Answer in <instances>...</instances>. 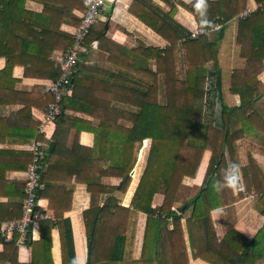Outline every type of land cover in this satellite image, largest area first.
Masks as SVG:
<instances>
[{
  "label": "crops",
  "instance_id": "1",
  "mask_svg": "<svg viewBox=\"0 0 264 264\" xmlns=\"http://www.w3.org/2000/svg\"><path fill=\"white\" fill-rule=\"evenodd\" d=\"M193 1L195 0H105L100 20L87 36L92 41L86 44L85 40V51L79 56L81 65L77 75L81 79L76 85L72 83L64 97L65 104L63 98L57 116L59 121L55 119L47 122L48 108L54 101L53 95L47 92L48 85L53 83L49 80V64L55 69L60 68L64 54L72 46L64 50L58 46L63 44L64 35L71 36L74 40V32L81 25V16L87 11L89 1L26 0L23 11L29 22L25 28L31 32L30 41H36V45L40 46L41 58L39 61H32L30 58L37 57L34 54L18 58L9 76L16 83L12 87L8 83V99L0 98L3 102L17 104L0 107V120L13 124L15 128H26L37 123L42 140H23L15 142L17 144L0 145V228L20 220L23 216L27 170L31 164L30 162L27 165V161L33 143L42 145L46 164L41 179L42 188L39 191L36 217L30 226L27 240L21 243L17 232L0 233V264H87L89 250L84 213L96 206L105 207L110 199L115 200L118 207H130L146 167L151 141L143 142L132 170L136 179H131L125 190L119 189L122 184L119 178H102L99 183H95L93 179L97 152L93 133L99 128L100 121L107 118L105 111L109 109L105 101L107 86L104 84L108 80L107 75L118 74L120 71L127 73L124 68L131 61L128 52L135 51L141 45L163 50L169 45L168 41H177L181 45L187 38H193V33L197 30H205L204 25L198 24L195 17L182 6L183 3L188 5ZM209 1L214 4L218 0ZM260 7L254 0H247L244 14L232 18L224 26L222 40H218L221 25L216 24L207 32L209 41L217 43L220 68L219 88L213 89L205 97V103L213 108L214 120H210L215 125H221V114L225 107L231 109L241 105L240 96L231 93L233 77L236 93H240L241 73L246 67V60L241 56V47L237 44L239 20L249 17ZM173 9H176L175 12ZM213 13H217L216 9H213ZM146 22L156 27L162 26L160 29L164 38ZM45 29H51L52 33L47 34L48 30ZM102 31L105 37L98 40ZM44 33L47 34L45 39L41 37ZM42 39L43 44H40ZM50 43L55 51L51 50L53 52L49 60L43 61L42 57L46 58L50 51ZM6 64V58L0 56V71L5 69ZM25 65L29 66L30 78L25 77ZM148 66L150 71L155 72L154 60H149ZM258 82V89L261 91L264 89V70L258 76ZM48 94L53 100L47 106L44 95ZM17 99L31 104L30 113L24 117H13L25 105L16 102ZM120 105L124 107L126 102L122 101ZM101 107H104L103 111ZM251 108L255 115V129H251L250 136L236 144L241 165L240 187L227 189L225 194V200L231 201L234 198L235 201L231 205L213 210L210 214L213 231L211 243L214 248L212 255L217 254L214 259L220 264H264V234L258 235L264 227V96L254 102ZM119 124L131 127L126 121L121 120ZM15 131L16 129L10 128L5 134L15 135ZM253 136L257 139L252 138ZM52 147L54 150L51 154ZM249 155L260 172L253 168L245 179L242 169L248 167ZM210 156L206 152L195 178L184 181L183 194H191L187 199L196 195L201 188ZM256 189L259 193H256ZM239 192L242 198H239ZM184 199L186 198L183 195L181 200ZM163 202L162 192L155 194L152 202L153 216L158 215ZM180 203L181 201L176 204L174 211ZM181 216L188 264H210L193 258L186 232V220L190 218L191 211L182 212ZM146 220L147 215L140 213L132 262H138L141 258ZM168 228L173 229L172 219H169ZM70 235L71 243L67 240ZM254 239L255 244L249 246ZM96 259L100 261L99 258ZM96 259H93V264Z\"/></svg>",
  "mask_w": 264,
  "mask_h": 264
},
{
  "label": "trees",
  "instance_id": "2",
  "mask_svg": "<svg viewBox=\"0 0 264 264\" xmlns=\"http://www.w3.org/2000/svg\"><path fill=\"white\" fill-rule=\"evenodd\" d=\"M254 1L261 7L249 17L239 20L237 44L241 47L246 67L241 73L240 93H236L234 77L231 93L240 96L241 105L231 109L225 107L221 114V125L202 122L205 97L213 89L219 88L220 84L217 43L209 41L207 32L216 24L221 25L218 40H222L224 26L232 18L244 14L247 0H218L214 4L209 0H195L188 5L183 3L182 6L195 17L196 22L204 25V34L196 38L189 37L181 45L177 41H168L169 45L163 50L141 45L135 51H127L131 59L129 66L124 68L127 73L120 71L118 74L107 75L106 84L101 83L107 86L105 101L109 109L105 111L107 118L100 121L99 128L93 133L97 152L95 183H99L102 178H119L122 180L119 189L125 190L143 142L150 140L151 145L145 170L130 207H118L116 201L110 199L105 207L96 206L84 213L89 250L87 264H93L96 258L100 261L96 259L95 264H188L185 233L181 223V214L187 210L191 211L190 218L186 220V232L193 258L220 264L215 260L217 254L212 255L214 248L211 243L213 231L210 214L213 210L233 204L235 199L225 200L227 189L221 191L213 185L228 166V160L241 166L236 144L250 136L249 131L254 128L255 121L251 105L264 96V89H258V76L264 70V0ZM25 2L0 0V56L7 60L5 69L0 71V98L8 99V87L16 83L9 76L20 56L34 54L37 57L30 58L32 61L41 58L40 46L36 45V41H30L31 32L25 28L29 22L23 11ZM213 9H216V14H212ZM60 12L64 15L63 11ZM146 24L164 38L160 29L162 26L156 27L149 22ZM47 30V34L52 33L51 29ZM46 33L41 35L43 39ZM64 37L63 44L58 46L62 50L74 45L73 37ZM104 37L102 31L97 39ZM43 39L40 44H43ZM91 41L87 38L86 44ZM48 47L50 51L46 58L42 57L43 61L49 60L55 51L52 43ZM149 60L155 61V72L148 69ZM80 65L78 60L77 68ZM49 67V80L55 82L61 70L55 69L52 64ZM24 68L25 77L30 78L29 66L25 65ZM77 74L72 76L75 85L81 79ZM209 81H213L211 86ZM44 97V103L48 106L53 99L49 94ZM15 101L25 105L13 117H24L30 113L31 104L28 101ZM122 101L126 102L124 107L120 105ZM10 104L17 103L0 99V107ZM59 119L56 118L57 122ZM121 120L130 123L131 127L121 126ZM10 128L16 129L15 135L5 134ZM252 138L257 139L256 136ZM34 139L37 142L42 140L37 123L26 128H15L13 124L0 120V145L17 144L23 140L30 142ZM52 150L53 147L51 154ZM206 152L211 156L201 188L190 199L181 200L184 181L195 178ZM31 153L27 165L33 160ZM41 164L42 179L45 154ZM253 168L260 172L249 155V165L242 169L245 179ZM158 192L164 195V202L155 217L152 214V202ZM256 193H259L258 189ZM239 198H242L240 192ZM179 201L181 203L174 211ZM140 213L147 215L144 242L140 260L132 262ZM169 219H172V230L168 228ZM259 234H264V227ZM67 240L71 243L72 236H68ZM254 241L249 246H253Z\"/></svg>",
  "mask_w": 264,
  "mask_h": 264
},
{
  "label": "built area",
  "instance_id": "3",
  "mask_svg": "<svg viewBox=\"0 0 264 264\" xmlns=\"http://www.w3.org/2000/svg\"><path fill=\"white\" fill-rule=\"evenodd\" d=\"M87 11L81 16V25L74 32V45L69 49L60 62L61 74L57 81L51 83L47 87V92L54 97L53 103L49 105L47 113V122H52L59 115V106L63 98L68 94L72 85V76L78 73L77 62L79 56L85 51L84 42L90 34L91 29L100 20L102 11L105 6V0H88ZM219 29V28H216ZM205 33V30H197L193 33L196 38ZM40 143H33L30 150L33 160L27 170L26 199L23 203V216L20 220L0 228V233L17 232L20 236L21 243L27 240L29 229L36 217V209L38 206V195L42 188L41 170L44 152ZM132 179H136L135 172L130 174Z\"/></svg>",
  "mask_w": 264,
  "mask_h": 264
},
{
  "label": "clouds",
  "instance_id": "4",
  "mask_svg": "<svg viewBox=\"0 0 264 264\" xmlns=\"http://www.w3.org/2000/svg\"><path fill=\"white\" fill-rule=\"evenodd\" d=\"M207 23L210 24L211 22L207 21ZM240 179V166L238 163L232 162L222 170L220 179L215 182L213 187L221 191L232 188L238 189L240 187Z\"/></svg>",
  "mask_w": 264,
  "mask_h": 264
},
{
  "label": "rangeland",
  "instance_id": "5",
  "mask_svg": "<svg viewBox=\"0 0 264 264\" xmlns=\"http://www.w3.org/2000/svg\"><path fill=\"white\" fill-rule=\"evenodd\" d=\"M212 82L213 81H209V86H211L212 85ZM205 105V113H206V115H205V113H204V117H202V122H205V123H208V124H212V125H215L214 123H212V120H214V117H212V112H213V108L209 105V103L208 104H204ZM211 112V113H210ZM210 119H212V120H210ZM211 155V154H210ZM147 164V163H146ZM131 173H132V171H131ZM130 173V174H131ZM129 177H130V175H129ZM130 179H132L131 177H130ZM191 196V194L190 193H188V192H184V197L187 199L188 198V196Z\"/></svg>",
  "mask_w": 264,
  "mask_h": 264
}]
</instances>
